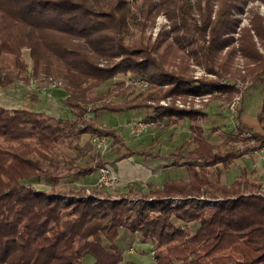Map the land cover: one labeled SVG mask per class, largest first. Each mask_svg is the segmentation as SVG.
<instances>
[{"label":"trees","instance_id":"16d2710c","mask_svg":"<svg viewBox=\"0 0 264 264\" xmlns=\"http://www.w3.org/2000/svg\"><path fill=\"white\" fill-rule=\"evenodd\" d=\"M255 1L264 4L0 0V89L4 92L19 82L29 85L40 74L38 85L60 77L65 87L62 103L73 114L69 119L0 106V264H82L86 255L92 264H119L122 252L114 243L120 228L149 241L156 264H264V186L251 190L254 184L246 175L225 184L220 170L215 180L206 174L210 167L226 171L234 159L264 145V15L251 12L244 26L239 18L245 5ZM159 14L170 27L152 41L145 31ZM175 56L178 64L173 63ZM236 58L242 60L241 80L259 86L263 95L257 129L240 123V106L233 115L241 148L220 149L204 138L197 118L206 117V112L159 105L149 119L188 120L193 146L183 150L182 143L170 156L172 164L185 168L186 179L170 178L161 188L150 189L159 198L149 202L74 194L92 186L61 189L70 174L81 177L94 171L91 165H75L82 148L71 147L68 139L78 140L90 130L116 138L115 130L88 121V112L143 108V101L157 98L160 85H168L164 96L208 94L207 107L212 100L229 103L233 85L193 84L186 75L187 62L192 60L216 78L232 79ZM121 75L131 82L145 81L146 92L128 94ZM110 81L112 87L94 92ZM212 91L226 96L220 100ZM67 142L76 151L68 160L58 149Z\"/></svg>","mask_w":264,"mask_h":264},{"label":"rangeland","instance_id":"374dc122","mask_svg":"<svg viewBox=\"0 0 264 264\" xmlns=\"http://www.w3.org/2000/svg\"><path fill=\"white\" fill-rule=\"evenodd\" d=\"M251 12H257L260 15H264V4L255 1L245 5L243 12L239 14L241 26L247 25ZM169 27L170 22L167 18L164 15L159 14L155 17L151 27L146 29L145 35L150 36L153 41L158 33L169 30ZM233 36L236 38L237 34L234 33ZM172 52L174 54V51ZM23 57L27 60V62H30L26 51H23ZM173 59V63L175 64L180 62L176 56ZM239 59L236 58L234 60V69L236 71L235 76L232 79L216 78L212 74L206 73L203 67L194 64L192 60H188L187 62L188 69L186 75L189 79H192L193 84H198L199 81H201L199 83H209L214 81L225 84H227L224 82L225 80L229 81L230 84L236 80L242 81L245 84V91L240 103V107L242 109L239 120L243 126L257 129V114L263 95L259 86H251L246 81L241 80V76L244 74V71L241 69L242 60ZM166 67L167 66L164 65V68ZM167 69L170 70L171 67H168ZM40 77H42L41 74L38 75L37 79ZM121 78L125 80L123 87L128 89V94L131 96H136V93L140 92V90L141 92H146L145 89L147 83L145 81H142L140 84L131 82L127 75H121ZM37 79H32L29 85L21 82L16 85H10L4 90V92L0 89V106L6 108H25L33 111H42L54 116L72 119V112L62 103L61 100L65 96V92L63 90L65 87L62 78H55L61 79V85L54 88H48L45 84L49 80L45 81L43 83L44 85H38ZM116 79H119V77H116ZM113 85L114 83L110 81L107 86L95 89L94 92H102L107 87L110 88ZM234 88L235 92L231 94L232 99L237 91L235 86ZM157 89L158 96L155 95L157 98L148 102L143 101L146 104L143 108L123 113H113L100 109H96L95 112L87 113V117L85 116V118L88 121H91L95 126H103L113 129L116 131L117 135L115 140L112 137H106L108 149L103 157H98L99 155H97V152L91 143V137L94 133L91 130L90 132L82 134L78 140H74L72 138V140L68 139L71 144L67 142L59 146V154L66 160L70 158V153L76 154V151L71 150L70 146H79L80 150L82 148V152L75 160V165L78 167H87L90 165L94 166V171L91 172L89 176L74 177L70 174L67 179L62 182L63 185L61 189L63 191H69L78 187L86 188L92 186L93 182H95L94 179H96L95 175L97 176V172L95 173L96 166L101 163H106L110 167L120 170L124 175H132L127 179H123L115 170L118 174L119 181L114 188L105 191L90 187V191L92 192L90 193L89 191V194L94 193L97 196L111 199H120L125 197L128 198V200L143 199L149 202L159 198L157 197V194L150 192V189H153L154 187L157 188V186H160L163 181L170 178H186L187 172L185 168L182 166L172 165V159L170 156L177 151V148L182 143L184 144L183 150L192 148L193 145L189 143L190 134L188 131V120L163 119V121H154L149 119L148 116L152 114V111H154V109L159 105L165 106L172 104L177 108L185 110L192 109L206 112V117L202 118L201 116L197 118V120H199V125L203 128L204 138L213 144H217L220 149L225 147L234 149L241 148V142L239 137H237L238 133L235 130V124L233 121V115L236 112H232L231 110L232 99L229 103L212 100L207 107L206 104L210 98L208 94H176L164 96L162 94L168 89V85H160ZM32 94L34 96L35 94L37 95L34 97ZM90 95H94V93H91ZM211 96H216L221 100L226 95L221 92L212 91ZM109 100L116 104L119 101L118 98L113 96H110ZM137 118H147L145 121L151 122V124L147 125L145 129L135 135L133 121ZM247 132L249 131H244L243 135L245 136ZM132 150H134L133 153H131L126 159H114L116 155L118 158L121 154ZM245 156L242 158V161H245L246 164L250 166L251 163L248 164L250 160L246 159L254 156L251 153L249 154L251 157L246 158ZM242 161H234L226 172L223 169H220V167H218V169L210 167L206 170V174L209 179L215 180L216 173L220 170L222 181L225 179V182L227 183L232 180L242 178L243 175L250 177L251 173H249L246 169H242V165L244 164ZM253 176L257 177V173ZM259 180L260 182L252 180L251 184L254 185H251V190H256L258 186H264L263 182H261L264 178L261 177ZM123 188L127 189L123 190ZM83 190H77L74 194H80V196L81 194L86 195V191ZM206 196L207 195H204L205 198ZM114 244L117 249L122 252L123 260L119 264H128L129 262L137 264H156L152 257V244L149 241L143 242L138 233L132 234L126 229L120 228L118 237L116 238ZM130 248H132L131 251L128 250ZM81 260L82 264L93 263L92 257L88 255L84 256Z\"/></svg>","mask_w":264,"mask_h":264},{"label":"built area","instance_id":"2783aa9c","mask_svg":"<svg viewBox=\"0 0 264 264\" xmlns=\"http://www.w3.org/2000/svg\"><path fill=\"white\" fill-rule=\"evenodd\" d=\"M226 83L230 84V82L228 81H226ZM45 84L47 85L48 88H54V87H58L61 85V80L53 79V80H49ZM231 84L234 85L237 89L235 95L233 96L232 102H231V110L232 112H235L240 106L242 96L245 91V84L240 80H236L235 82H232ZM150 124L151 122H147L143 119L137 118L135 121H133V128L135 130V135H137L138 132L145 129L147 125H150ZM245 136L249 137L250 133L247 132ZM106 140L107 138L105 136L98 135V134H93L91 137V143L94 146L97 152V155H99L98 157H103L104 154L107 152L108 144ZM257 152L260 154L261 158L264 161V145L260 147L257 150ZM96 172H97V176H96L95 182L93 183L92 187L106 191V190H111L112 188L115 187V185L118 184V181H119L118 174L108 164L101 163L100 165L96 167ZM86 192L87 194H89V189H86ZM131 249L132 248L128 250L131 251Z\"/></svg>","mask_w":264,"mask_h":264},{"label":"crops","instance_id":"0c3cea01","mask_svg":"<svg viewBox=\"0 0 264 264\" xmlns=\"http://www.w3.org/2000/svg\"><path fill=\"white\" fill-rule=\"evenodd\" d=\"M258 123V122H257ZM132 151H134V150H132ZM249 154L250 153H246V154H244V155H242L241 157H239V158H237V159H234V161H242V158L245 156V155H247V156H245L246 158H249V157H251V156H249ZM254 157H252V158H249V159H246V160H250L249 162H248V164L249 163H251V165L249 166V165H247L246 164V162L245 161H242V163H244L243 165H242V169H246L249 173H251L250 174V177L252 178H250L249 176H247L248 177V179L250 180V181H252V180H255V181H257V182H260V180L259 179H261V177L262 178H264V161H263V159L261 158V156H260V154L257 152V151H255V152H252L251 153ZM130 156V155H129ZM129 156H126V157H123V158H117V155H116V157L114 158V159H117V160H123V159H126L127 157H129ZM233 161V162H234ZM232 162V163H233ZM172 165H174V164H172ZM174 166H177V165H174ZM249 166V167H248ZM248 168V169H247ZM114 169V168H113ZM114 170H116L119 174H120V177H122L123 179H127V178H129V177H131L132 175H124V174H122L121 173V171L120 170H117V169H114ZM226 172V171H225ZM95 173H96V171H95ZM255 173H257V177H254L253 175L255 174ZM86 176H89V174L88 175H85L84 177H86ZM95 177H96V175H95ZM180 178H182V179H186V178H183V177H180ZM95 180V179H94ZM220 180H221V182L222 183H225V184H229V183H231L232 181H230L229 183H227V182H225V179H224V181H222V178H220ZM259 180V181H258ZM89 181H92V180H89ZM261 182H263V184H264V180H261ZM94 183V182H93ZM163 183V182H162ZM162 183H161V185H162ZM161 185L160 186H157V188H161ZM121 187H122V185H121ZM156 188V187H155ZM124 189H127V188H123V190ZM129 189V188H128ZM175 198H181V197H179V196H174Z\"/></svg>","mask_w":264,"mask_h":264}]
</instances>
